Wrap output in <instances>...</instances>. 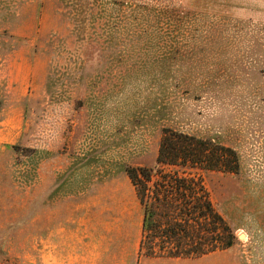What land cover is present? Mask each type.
<instances>
[{"label":"rangeland","instance_id":"obj_1","mask_svg":"<svg viewBox=\"0 0 264 264\" xmlns=\"http://www.w3.org/2000/svg\"><path fill=\"white\" fill-rule=\"evenodd\" d=\"M167 129L234 152L162 165L202 179L231 246L138 251L125 169ZM0 264H264V0H0Z\"/></svg>","mask_w":264,"mask_h":264},{"label":"trees","instance_id":"obj_2","mask_svg":"<svg viewBox=\"0 0 264 264\" xmlns=\"http://www.w3.org/2000/svg\"><path fill=\"white\" fill-rule=\"evenodd\" d=\"M218 151L231 153L237 163L228 147L167 129L161 135L153 165L125 169L142 210L139 252L150 257H197L232 245L233 229L214 207L202 179L162 167L236 169Z\"/></svg>","mask_w":264,"mask_h":264}]
</instances>
